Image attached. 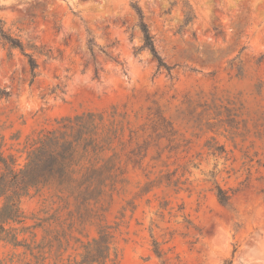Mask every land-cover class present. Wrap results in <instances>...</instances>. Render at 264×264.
I'll return each mask as SVG.
<instances>
[{
  "label": "rangeland",
  "instance_id": "1",
  "mask_svg": "<svg viewBox=\"0 0 264 264\" xmlns=\"http://www.w3.org/2000/svg\"><path fill=\"white\" fill-rule=\"evenodd\" d=\"M63 124L92 145L21 198L0 264L79 262L100 232L104 264H264V0H0V174Z\"/></svg>",
  "mask_w": 264,
  "mask_h": 264
},
{
  "label": "trees",
  "instance_id": "2",
  "mask_svg": "<svg viewBox=\"0 0 264 264\" xmlns=\"http://www.w3.org/2000/svg\"><path fill=\"white\" fill-rule=\"evenodd\" d=\"M136 13L140 19L141 31L143 33V47L147 49L158 62V69L166 67L157 55L152 36L149 34L142 13L139 8ZM10 42L12 48L23 50L18 40L12 41L10 38H4ZM91 51V49H90ZM28 63L32 75L37 67L36 62L30 55H27ZM169 72L171 68L166 67ZM89 116L88 119H91ZM77 123L83 120V117L75 118ZM71 123L70 118L62 119ZM63 131L55 130L46 132L36 139L32 144V149L28 152L27 162L24 167L18 171L1 160L4 171L0 174V241L11 242L19 245L17 240V229L9 227L10 224H22L24 214L20 208V200L27 195L30 188L45 187L55 184L65 189L73 181L72 175L76 173L77 158L79 150L88 152L92 145V140L87 137L90 130L85 126L63 124ZM15 164L14 159L11 165ZM216 196L220 204H227L230 196L221 187L216 186ZM23 230V229H21ZM110 236L100 232L99 238L94 239L92 244L85 248L83 258L79 262L65 264H104L109 256ZM224 264H231L226 261Z\"/></svg>",
  "mask_w": 264,
  "mask_h": 264
}]
</instances>
